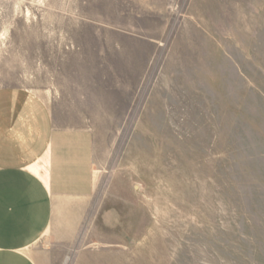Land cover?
Here are the masks:
<instances>
[{"label": "rangeland", "instance_id": "1", "mask_svg": "<svg viewBox=\"0 0 264 264\" xmlns=\"http://www.w3.org/2000/svg\"><path fill=\"white\" fill-rule=\"evenodd\" d=\"M5 86L96 138L95 214L39 264H264V0H0Z\"/></svg>", "mask_w": 264, "mask_h": 264}, {"label": "crops", "instance_id": "2", "mask_svg": "<svg viewBox=\"0 0 264 264\" xmlns=\"http://www.w3.org/2000/svg\"><path fill=\"white\" fill-rule=\"evenodd\" d=\"M74 120L58 99L0 88V264H39V241L73 242L95 214L96 138Z\"/></svg>", "mask_w": 264, "mask_h": 264}, {"label": "bare ground", "instance_id": "3", "mask_svg": "<svg viewBox=\"0 0 264 264\" xmlns=\"http://www.w3.org/2000/svg\"><path fill=\"white\" fill-rule=\"evenodd\" d=\"M37 166V165H36ZM38 168V167H37ZM39 169V168H38ZM37 170V169H36Z\"/></svg>", "mask_w": 264, "mask_h": 264}]
</instances>
